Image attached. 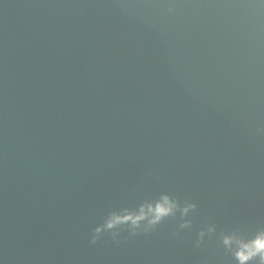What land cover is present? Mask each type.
Listing matches in <instances>:
<instances>
[{
    "label": "water",
    "instance_id": "1",
    "mask_svg": "<svg viewBox=\"0 0 264 264\" xmlns=\"http://www.w3.org/2000/svg\"><path fill=\"white\" fill-rule=\"evenodd\" d=\"M262 126L264 0H0L9 264H232L194 241L264 225ZM162 192L198 203L194 230L90 243Z\"/></svg>",
    "mask_w": 264,
    "mask_h": 264
},
{
    "label": "clouds",
    "instance_id": "2",
    "mask_svg": "<svg viewBox=\"0 0 264 264\" xmlns=\"http://www.w3.org/2000/svg\"><path fill=\"white\" fill-rule=\"evenodd\" d=\"M169 11L173 9L169 8ZM258 131L264 134V126ZM198 207V203L192 198L182 200L178 195L162 192L134 206L113 208L92 229L90 243L95 245L107 237L120 245L132 237L157 232L166 221H178L172 235L180 238L182 230H194V222L190 217L197 212ZM196 237L194 244L197 249L206 246L207 237L216 242L225 256L231 258L232 264H264V225L254 229H220L209 217L208 223L196 232Z\"/></svg>",
    "mask_w": 264,
    "mask_h": 264
}]
</instances>
